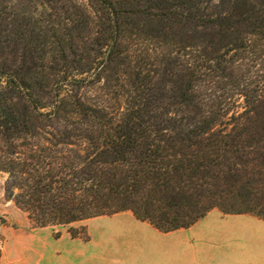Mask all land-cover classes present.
<instances>
[{
	"label": "trees",
	"instance_id": "1",
	"mask_svg": "<svg viewBox=\"0 0 264 264\" xmlns=\"http://www.w3.org/2000/svg\"><path fill=\"white\" fill-rule=\"evenodd\" d=\"M166 1L91 0L81 11L87 18L95 15L88 21L97 19L102 35L86 63L67 64L65 41L47 49L41 35L32 40L3 29L6 19L0 17V171L8 174L7 198L35 227L72 226L125 211L165 233L190 228L215 208L264 218V195L257 192L264 178L256 177L264 174V132L241 131L260 142L247 150L241 133L236 131L238 143L236 132L212 131L214 119L201 111L185 122L167 110L172 103L165 94L158 105V92L144 81L151 79L139 72L133 77L138 104L121 115L75 92L85 81L77 76L125 62L120 47L145 26H222L224 18L214 17L205 0L171 7ZM259 13L252 15L257 24H248L264 28V5ZM193 44L179 41L163 67L176 64L175 55L199 52L193 59L199 72L204 48ZM69 232L73 238L83 233L74 227Z\"/></svg>",
	"mask_w": 264,
	"mask_h": 264
},
{
	"label": "rangeland",
	"instance_id": "2",
	"mask_svg": "<svg viewBox=\"0 0 264 264\" xmlns=\"http://www.w3.org/2000/svg\"><path fill=\"white\" fill-rule=\"evenodd\" d=\"M205 1L214 17L224 18L222 26L195 29L189 25L180 30V25L174 21L145 26L141 35L131 37L120 47L125 62L77 76L85 81L75 87V92L86 103H99L108 107L110 112L121 115L138 104L139 92L135 87L138 81L133 77L139 72L144 76L143 80L151 79V82L144 81L158 92V105H162L160 97L165 94L172 103L167 105L171 113L182 115L184 119H196V113L201 111L209 120L214 119L212 131H238L247 150H253L254 143L259 141L247 133L252 131L258 136L257 131L264 132V28L248 22L257 24L252 15L257 12L261 17L259 11L264 0ZM182 3L185 0L166 1L169 7V4L180 6ZM87 4L91 5V0H0V17L2 21L6 19L2 28L28 34L32 40H38L41 35L47 49L57 47L56 41L63 40L68 54L67 64H72L74 59L86 63L94 53L91 49L99 46L97 41L102 35L98 20L97 23L88 21L95 15L87 18L84 10L81 11ZM53 29H56V39L53 38ZM179 41L204 48V54L201 53L205 58L200 59L199 72L195 68L198 62L196 65L193 62L199 52L182 59L175 55L176 64L168 70L163 67V59L170 50L179 49ZM23 46L17 45L19 49ZM69 49H73L72 54ZM191 52L188 49L186 53ZM72 73H76L75 70ZM234 137L239 143L237 132ZM259 176L264 178V174L256 175ZM7 178L8 174L0 171V264L171 262V251L162 252L160 248L163 246H159L162 240L153 234L161 231L148 222L133 220V216L132 221L125 216L117 219L103 216L72 226L35 227L28 215L7 198ZM259 188L257 192L264 195V184L261 183ZM247 215L257 219L259 224L252 223V232L247 229L245 232H249L239 239V264H264V218L252 213ZM83 226L86 232L81 229ZM70 227L83 233L73 238ZM125 229L133 231L140 241L135 243L124 236ZM177 239L173 236L169 242L177 244Z\"/></svg>",
	"mask_w": 264,
	"mask_h": 264
},
{
	"label": "crops",
	"instance_id": "3",
	"mask_svg": "<svg viewBox=\"0 0 264 264\" xmlns=\"http://www.w3.org/2000/svg\"><path fill=\"white\" fill-rule=\"evenodd\" d=\"M122 216L129 220L133 216V220L138 221L133 214L129 215L127 212L112 215V218ZM213 223H217L216 226H211ZM252 223L258 225L259 221L247 214L224 215L221 211L213 209L190 228L169 233L158 231L159 233L153 234L162 240L159 244L163 246L160 248L162 252L171 251L169 264H239V239L245 233L252 232ZM247 229L249 231L245 232ZM134 235L133 231L124 230V236L135 243L139 242ZM173 236L178 238L177 244L169 242ZM213 259L215 261H212Z\"/></svg>",
	"mask_w": 264,
	"mask_h": 264
}]
</instances>
